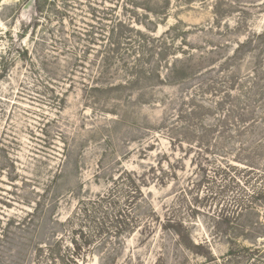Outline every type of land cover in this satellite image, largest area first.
<instances>
[{"label":"rangeland","instance_id":"rangeland-1","mask_svg":"<svg viewBox=\"0 0 264 264\" xmlns=\"http://www.w3.org/2000/svg\"><path fill=\"white\" fill-rule=\"evenodd\" d=\"M0 0V264H264V0Z\"/></svg>","mask_w":264,"mask_h":264},{"label":"water","instance_id":"water-1","mask_svg":"<svg viewBox=\"0 0 264 264\" xmlns=\"http://www.w3.org/2000/svg\"><path fill=\"white\" fill-rule=\"evenodd\" d=\"M33 2H34V0H30V1L27 3V6H26V7H29Z\"/></svg>","mask_w":264,"mask_h":264}]
</instances>
